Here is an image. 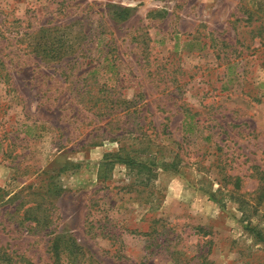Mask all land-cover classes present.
Returning <instances> with one entry per match:
<instances>
[{"label": "rangeland", "instance_id": "374dc122", "mask_svg": "<svg viewBox=\"0 0 264 264\" xmlns=\"http://www.w3.org/2000/svg\"><path fill=\"white\" fill-rule=\"evenodd\" d=\"M251 229L264 0H0V246L34 264H264Z\"/></svg>", "mask_w": 264, "mask_h": 264}, {"label": "trees", "instance_id": "16d2710c", "mask_svg": "<svg viewBox=\"0 0 264 264\" xmlns=\"http://www.w3.org/2000/svg\"><path fill=\"white\" fill-rule=\"evenodd\" d=\"M128 10H124L123 14H124V18L126 19L128 16ZM119 162L130 167H139L140 170H146V171H150L152 172V170H155V163H151L150 161L147 162H142V163H138L132 159H122V158H118ZM163 170H171V171H175L177 170V167L175 165V163L173 162L172 164H163ZM18 209H16L17 211ZM34 227L37 228L39 226H41V224H39V222L35 221L34 222ZM33 228V227H31ZM252 232L254 233V236L256 237V239H258L259 242H261L264 245V237L262 236L261 233H259L258 231H255V229H251ZM146 235H148V233H146ZM62 238H57L55 241V245H54V249L55 251L58 253L60 247H61V243L60 241H62ZM67 243V242H66ZM76 246V245H74ZM76 249L80 250V248L78 246H76ZM70 252V251H69ZM71 254V252H70ZM0 264H34L32 263L30 260L26 259L24 257V255H20L17 252H11L8 250L7 247H3L0 246ZM207 264V263H204Z\"/></svg>", "mask_w": 264, "mask_h": 264}]
</instances>
